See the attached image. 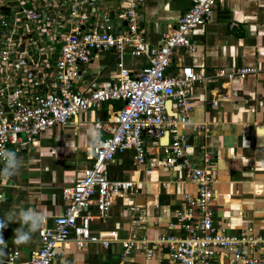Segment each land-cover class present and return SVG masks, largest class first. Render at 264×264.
Segmentation results:
<instances>
[{"label":"built area","instance_id":"built-area-1","mask_svg":"<svg viewBox=\"0 0 264 264\" xmlns=\"http://www.w3.org/2000/svg\"><path fill=\"white\" fill-rule=\"evenodd\" d=\"M216 1L189 0L176 21L150 43L140 24L143 0H117L113 7L100 3L98 9L96 0H0V144L17 153L81 112L120 102L108 118L90 122L91 133L101 130L105 135L97 142L91 139L87 165L61 188V212L36 231L38 245L28 257L20 261L14 250L9 264H67L62 249L69 242L80 249L89 243L106 248L113 241H119L123 252L155 256L158 264H264V234L231 233L213 222V155L199 147V164L190 161L179 131L185 125L202 129L188 118L193 83L264 74V64L220 67L211 74L189 65L170 70L175 49L193 50L192 32L210 20ZM103 51L112 53L115 73L105 83L80 89L83 66ZM125 53L143 57L144 63L128 67ZM164 133L166 142L159 144ZM145 139L160 146L162 166L176 168L194 184L168 223L172 231L148 241L121 239L113 230L92 232V217H105L117 197L135 191L130 179L108 178V164L126 150L135 164H142ZM163 255L167 263L160 261Z\"/></svg>","mask_w":264,"mask_h":264},{"label":"crops","instance_id":"crops-1","mask_svg":"<svg viewBox=\"0 0 264 264\" xmlns=\"http://www.w3.org/2000/svg\"><path fill=\"white\" fill-rule=\"evenodd\" d=\"M189 0H143L140 24L146 40L154 43L160 31L176 21ZM191 40L193 50L180 47L170 58V70L189 65L203 74L216 68L241 66L259 67L264 64V0H217L210 20L195 28ZM123 62L135 69L144 63L143 57L123 56ZM110 51L97 53L82 69L78 86L87 89L107 82L115 73ZM192 109L190 126L179 128L188 144L186 154L199 164V147L210 150L215 181L214 198L210 202L213 222L231 233L264 234V74L243 79L196 82L188 91ZM209 100H216L211 104ZM120 105L118 101L101 104L93 112H81L62 127L42 132L35 143L17 152L23 166L11 178H0V219L19 209H46L50 215L41 225H50L60 213L63 200L60 190L72 184L88 163V147L92 134L90 122L103 121ZM100 136L105 132L98 130ZM145 159L135 164L131 151L116 154L107 166L110 179L131 180L135 191L117 197L106 216L92 217V232L113 230L118 238L152 240L172 231L174 211L183 207V195L192 193L190 183L176 168L162 166L160 146L144 140ZM3 168V164H0ZM89 212L94 215V208ZM20 225L9 222L0 231L7 246L0 264H9V254L17 250V259L25 260L36 248V232L24 244L13 243L14 230ZM67 264H158V258L145 259L134 251L123 252L119 241L106 248L89 243L78 249L72 243L63 248ZM163 263H167L163 255ZM264 261V251H263ZM50 264H58L56 261Z\"/></svg>","mask_w":264,"mask_h":264},{"label":"clouds","instance_id":"clouds-1","mask_svg":"<svg viewBox=\"0 0 264 264\" xmlns=\"http://www.w3.org/2000/svg\"><path fill=\"white\" fill-rule=\"evenodd\" d=\"M93 142L99 139V131L96 130L92 134ZM0 162L3 163V168H0V178H11L19 173L23 166L22 159L13 150L7 149L0 144ZM4 197L0 195V202H3ZM50 213L46 209L37 210L33 207L27 209L21 208L18 212L10 213L5 218L0 219V231L5 229L9 222L18 223L20 226L14 230L13 243L16 245L27 243L31 240L32 234L35 233ZM7 246V242L0 234V257L5 255L3 248Z\"/></svg>","mask_w":264,"mask_h":264},{"label":"rangeland","instance_id":"rangeland-1","mask_svg":"<svg viewBox=\"0 0 264 264\" xmlns=\"http://www.w3.org/2000/svg\"><path fill=\"white\" fill-rule=\"evenodd\" d=\"M100 3L103 4V6H114L117 4V0H96L95 2V6L98 8H100ZM102 7V6H101ZM98 12V11H97ZM196 83V82H195Z\"/></svg>","mask_w":264,"mask_h":264},{"label":"water","instance_id":"water-1","mask_svg":"<svg viewBox=\"0 0 264 264\" xmlns=\"http://www.w3.org/2000/svg\"><path fill=\"white\" fill-rule=\"evenodd\" d=\"M167 110L169 111L168 106H167ZM165 134L166 133H164V135L161 138H159V144H164L166 142V135Z\"/></svg>","mask_w":264,"mask_h":264}]
</instances>
